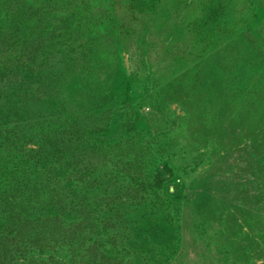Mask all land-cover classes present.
<instances>
[{
  "label": "rangeland",
  "instance_id": "374dc122",
  "mask_svg": "<svg viewBox=\"0 0 264 264\" xmlns=\"http://www.w3.org/2000/svg\"><path fill=\"white\" fill-rule=\"evenodd\" d=\"M0 264H264V0H0Z\"/></svg>",
  "mask_w": 264,
  "mask_h": 264
},
{
  "label": "water",
  "instance_id": "95a60500",
  "mask_svg": "<svg viewBox=\"0 0 264 264\" xmlns=\"http://www.w3.org/2000/svg\"><path fill=\"white\" fill-rule=\"evenodd\" d=\"M172 190H173V188L170 189V191H172Z\"/></svg>",
  "mask_w": 264,
  "mask_h": 264
}]
</instances>
